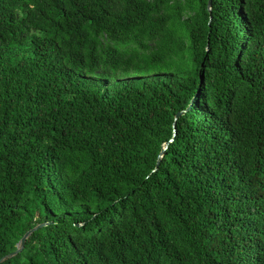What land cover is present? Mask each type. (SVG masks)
Segmentation results:
<instances>
[{
    "label": "trees",
    "instance_id": "1",
    "mask_svg": "<svg viewBox=\"0 0 264 264\" xmlns=\"http://www.w3.org/2000/svg\"><path fill=\"white\" fill-rule=\"evenodd\" d=\"M207 2L0 0V264H264V0Z\"/></svg>",
    "mask_w": 264,
    "mask_h": 264
},
{
    "label": "water",
    "instance_id": "2",
    "mask_svg": "<svg viewBox=\"0 0 264 264\" xmlns=\"http://www.w3.org/2000/svg\"><path fill=\"white\" fill-rule=\"evenodd\" d=\"M211 2H212V0H208V2H207V8H208L209 11L211 10ZM190 107H191V103H190L189 106L186 108V110H188ZM181 114H182V111L177 112L176 115H175L174 120H176ZM173 133L175 134V123H173ZM171 140H172V138H171ZM171 140H170V141H171ZM167 146H168V142L164 143L163 149H162V151L159 153V156H158V160H157V164H156V165L159 164L160 159H161V157L163 156L164 151L166 150ZM43 225H45V223L38 224V225H36L35 227H33V228L29 229L28 231H26L25 234L22 236V238H21V239L18 241V243L16 244V250L13 251V252H10V253H8V254H6V255H4V256H2V257L0 258V263H2L3 261H5V260H7V259H9V258H11V257H13V256H15L17 253H19V252L22 250V248H23V246H24V243H25L26 239L28 238V236H29L34 230H36L37 228H39V227H41V226H43Z\"/></svg>",
    "mask_w": 264,
    "mask_h": 264
}]
</instances>
